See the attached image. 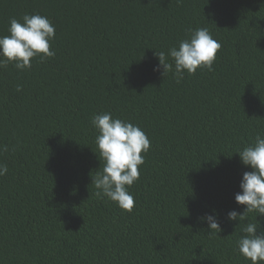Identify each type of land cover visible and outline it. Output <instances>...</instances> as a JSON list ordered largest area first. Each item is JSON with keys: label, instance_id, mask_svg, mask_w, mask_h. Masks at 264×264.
<instances>
[{"label": "trees", "instance_id": "1", "mask_svg": "<svg viewBox=\"0 0 264 264\" xmlns=\"http://www.w3.org/2000/svg\"><path fill=\"white\" fill-rule=\"evenodd\" d=\"M25 13L55 26L56 55L0 67V264H250L227 213L251 170L236 151L264 134V0H0V35ZM196 27L222 45L213 71H154ZM100 112L151 142L130 212L95 195Z\"/></svg>", "mask_w": 264, "mask_h": 264}, {"label": "clouds", "instance_id": "2", "mask_svg": "<svg viewBox=\"0 0 264 264\" xmlns=\"http://www.w3.org/2000/svg\"><path fill=\"white\" fill-rule=\"evenodd\" d=\"M181 2V0H177ZM7 35H0V67L12 64L17 70L31 68V62L39 58L40 62L56 55L51 50L56 29L48 17L39 13H25L20 18L11 17ZM221 43L214 39L207 27L189 29L187 37L167 52L155 51L158 64L154 71L163 69V76L172 72L177 83L184 73L192 75L197 69L213 71ZM171 60V62H169ZM19 87L17 91H19ZM91 125L96 130V145L102 169L92 176V184L100 199L115 203L120 209L131 211L134 197L129 188L139 179V168L144 164V155L150 149V140L144 130L136 124L121 118H114L110 112L93 114ZM9 151L7 145H0V152ZM245 171L240 182V192L235 194V202L245 206L242 212L231 210L227 213L230 222L239 221L240 235L236 240V250L250 264H264V230L261 229L258 216H264V134L257 133L252 143L238 149ZM7 166L0 164V176L7 174ZM255 213L254 220L248 214ZM207 223L208 235L216 236L222 231L218 214L200 217Z\"/></svg>", "mask_w": 264, "mask_h": 264}]
</instances>
